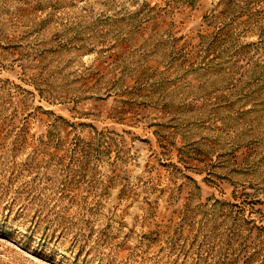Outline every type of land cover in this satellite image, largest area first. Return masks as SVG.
I'll return each instance as SVG.
<instances>
[{
    "label": "rangeland",
    "instance_id": "rangeland-1",
    "mask_svg": "<svg viewBox=\"0 0 264 264\" xmlns=\"http://www.w3.org/2000/svg\"><path fill=\"white\" fill-rule=\"evenodd\" d=\"M0 264H264V0H0Z\"/></svg>",
    "mask_w": 264,
    "mask_h": 264
}]
</instances>
